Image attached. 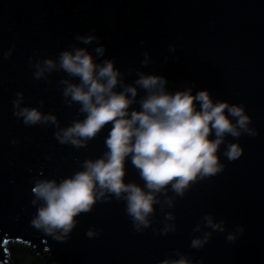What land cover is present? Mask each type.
Instances as JSON below:
<instances>
[{"label":"water","instance_id":"95a60500","mask_svg":"<svg viewBox=\"0 0 264 264\" xmlns=\"http://www.w3.org/2000/svg\"><path fill=\"white\" fill-rule=\"evenodd\" d=\"M92 33L97 39L88 44L78 39ZM100 44L97 59H113L125 84L156 72L170 91L207 88L216 100L242 102L257 134L226 136L223 169L191 181L182 195L170 184L158 192L148 227L137 229L126 202L106 192L60 240L30 224L42 203H33L32 188L102 155L111 122L82 146L61 143L55 133L86 115L63 94V81L79 78L58 66L39 77L35 71L66 48L96 55ZM21 91L23 104L56 122L24 124L13 114ZM237 139L244 151L229 160L224 149ZM125 180L144 183L130 159ZM206 215L223 221L224 231L213 230ZM166 224L174 230L164 233ZM206 232L204 246L192 248L191 239ZM181 254L195 264H264V0H0V264H159Z\"/></svg>","mask_w":264,"mask_h":264},{"label":"clouds","instance_id":"9594fccd","mask_svg":"<svg viewBox=\"0 0 264 264\" xmlns=\"http://www.w3.org/2000/svg\"><path fill=\"white\" fill-rule=\"evenodd\" d=\"M78 39L88 44L97 37L92 33L80 35ZM104 51L103 44L95 48L96 55L86 47L66 48L58 60L47 57L42 63L38 62L35 71V76L39 77L58 66L79 78L78 83L63 81L66 85L63 94L79 103V111L86 115L55 133L61 143L82 146L111 122L104 140L106 151L102 155L85 159L80 170L59 182L38 179L32 188L33 203H42L30 224L60 240L75 226L77 215L89 211L106 192L126 202L127 213L137 229L148 227L158 192L166 191L170 184L182 195L191 181L223 169L219 149L226 136L257 134L242 102L216 100L207 88L195 92L191 87L170 91L166 88V76L156 72H141L133 83L125 84L113 59H97ZM10 53L11 49L7 50L5 57ZM121 84L122 88L118 89ZM141 89L144 94L139 98V106L132 107ZM23 99V92H17L13 114L22 117L24 124L56 122L54 114L23 104ZM243 151L237 139L228 143L224 155L234 160ZM129 159L143 184L125 180ZM172 218L171 213L166 214V219ZM205 221L213 230L224 231L223 221H215L211 215H206ZM174 228L175 225L166 224L162 231L167 233ZM88 235L94 232L89 229ZM210 236L211 232L194 236L191 247L202 248ZM235 238L236 233H227L228 241ZM159 264H195V261L181 254L175 259L165 257Z\"/></svg>","mask_w":264,"mask_h":264},{"label":"snow or ice","instance_id":"6c2138e0","mask_svg":"<svg viewBox=\"0 0 264 264\" xmlns=\"http://www.w3.org/2000/svg\"><path fill=\"white\" fill-rule=\"evenodd\" d=\"M16 239L19 240L20 238L17 237ZM4 242L7 243V240H4ZM25 243H27V242L25 241ZM5 251H7V249H5Z\"/></svg>","mask_w":264,"mask_h":264}]
</instances>
